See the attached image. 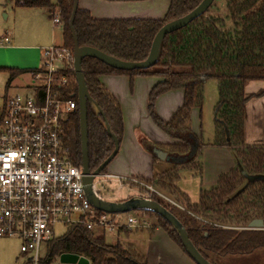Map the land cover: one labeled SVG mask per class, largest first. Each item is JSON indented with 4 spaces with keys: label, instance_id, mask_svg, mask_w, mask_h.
<instances>
[{
    "label": "trees",
    "instance_id": "16d2710c",
    "mask_svg": "<svg viewBox=\"0 0 264 264\" xmlns=\"http://www.w3.org/2000/svg\"><path fill=\"white\" fill-rule=\"evenodd\" d=\"M16 7L45 8L49 14L57 11L63 23L64 44L73 49L69 20L73 0H13ZM202 0H171L163 19L94 18L89 10L78 6L74 28L81 46H92L128 61L147 58L158 30L168 21L182 17L196 8ZM215 2V1H214ZM214 2L201 16L185 27L168 34L161 45L160 58L147 69L120 70L93 57H85L82 69L90 95L102 110L99 115L88 107L89 163L94 171L111 154L114 141L106 131L107 122L119 143L124 133V119L117 97L101 82L105 74H124L160 77L149 94V113L164 131L178 137L183 143L167 146L172 158L191 154L178 162L176 169H196L201 177L203 164L194 162L203 143L191 129V110H202L205 78L218 82L219 101L214 109L215 137L213 145L234 148L237 164L219 175L216 184L201 190L199 200L192 202L189 195L175 183L178 171L168 172L152 184L156 189L179 203L184 209L154 196L185 226L190 239L211 261L212 258L249 255L264 249V229H249L253 219L264 221V146L245 145V105L249 99L246 88L250 83L264 81V0H225L226 12H212ZM10 81L21 71L5 68ZM183 89L184 102L170 121H164L156 111L157 98L170 90ZM63 96L78 102V85L75 81L61 90ZM264 90L257 94L262 95ZM65 143L71 158L82 165L79 106L71 111L64 123ZM191 136V138H189ZM152 151L155 145L141 139ZM157 148H159L157 146ZM195 148V151H194ZM242 149V150H240ZM194 151V152H193ZM155 160H159L154 154ZM193 164V167L189 166ZM106 169V167H105ZM105 169L102 173H105ZM260 176V177H259ZM259 177V178H250ZM160 226L187 254L174 228L160 215ZM132 234L127 229L119 233ZM118 233V234H119ZM47 257L40 264H52L63 253L84 256L91 264H150L146 255L119 241L107 243L104 236L82 227H70L67 232L52 239Z\"/></svg>",
    "mask_w": 264,
    "mask_h": 264
},
{
    "label": "built area",
    "instance_id": "2783aa9c",
    "mask_svg": "<svg viewBox=\"0 0 264 264\" xmlns=\"http://www.w3.org/2000/svg\"><path fill=\"white\" fill-rule=\"evenodd\" d=\"M53 27L62 25L60 14H50ZM13 33L0 36V46L12 44ZM74 51L63 44L42 48V62L27 72L22 91L6 95L0 117V238H16L31 264H40L41 247L49 245L58 226L119 233L136 229L137 219L124 222L100 210L89 200L83 167L74 163L65 143L64 123L78 102L61 90L75 80ZM97 112V109L93 107ZM100 182H117V192L102 194ZM93 192L100 198L122 201L132 196H157L184 209L179 203L135 176H93ZM111 191V189H110ZM134 192V193H133ZM145 216V212H143Z\"/></svg>",
    "mask_w": 264,
    "mask_h": 264
},
{
    "label": "crops",
    "instance_id": "0c3cea01",
    "mask_svg": "<svg viewBox=\"0 0 264 264\" xmlns=\"http://www.w3.org/2000/svg\"><path fill=\"white\" fill-rule=\"evenodd\" d=\"M170 3L171 0H79V7L89 10L94 18L99 19H163L169 9ZM30 9H42L41 11L44 9L46 15L50 18V14L45 8L34 7ZM33 11L36 12V10ZM44 11L42 12L43 14ZM54 28L60 29L61 39L58 41L55 32L45 30L41 34L42 44L64 43L63 24ZM13 42L14 35L12 44ZM39 56L40 53L38 59ZM100 79L119 100L124 119V133L119 143V150L106 167L105 174L135 176L144 182L149 181L150 183H153L168 172H173V170H177L178 174H181L184 168L179 166L176 169L175 165L174 168L169 169L166 159L159 158V160H155L153 149L152 151L148 150L141 140L145 138L147 143L155 145V147L158 146L165 152H167V146L183 143L181 139L173 137L159 127L149 113L150 91L162 79L152 75H138L131 81V78L124 74H105ZM261 90H264V81L250 83L246 88V93L249 95V99L245 105L244 141L246 146H264V93L262 95L257 94ZM183 102L184 90L173 89L161 94L157 98L156 111L162 120L170 121L175 112L182 107ZM202 111L203 108L201 110L195 107L191 110L190 114L192 132L203 143L194 162L199 161L200 156L203 157V161H201L203 173L200 177V185L211 188L216 184L220 174L235 167L236 160L230 152L234 150L233 147L215 146L213 145L214 138L212 141H207V143L203 142ZM177 159L179 161L175 162L176 164L183 161L181 156H177L175 160ZM158 229L161 228L157 227L154 233ZM175 245L177 246V243ZM178 246L176 249L182 258V264H196L188 255L189 258H187L183 254L185 252Z\"/></svg>",
    "mask_w": 264,
    "mask_h": 264
},
{
    "label": "rangeland",
    "instance_id": "374dc122",
    "mask_svg": "<svg viewBox=\"0 0 264 264\" xmlns=\"http://www.w3.org/2000/svg\"><path fill=\"white\" fill-rule=\"evenodd\" d=\"M219 9V13L221 14L226 12L225 0H215L212 12H216ZM33 10H36V12ZM41 10L42 9L16 7L13 0H0V36H3L7 32H12L14 35V42L12 45L0 46V117L3 113V100L5 96L22 91L21 87L29 80L27 72L41 65L42 48L49 47L52 44H42V32L45 30L48 32H55L58 41L61 39L60 29H55L51 18L46 15L44 9V14ZM39 53L40 56L38 59ZM5 68H15L21 71V73L10 81V74ZM203 97L202 139L203 142L207 143V141L213 140L215 133L214 109L219 101V89L216 79L209 77L205 79ZM189 138H191V136H189ZM230 152L237 164L235 151L233 150ZM190 157L191 154H188L187 157L184 156L183 160ZM167 161L168 168L172 169L176 164L175 162L179 160H175V158L171 156ZM199 161H203V157L200 156ZM189 167L192 168L193 164ZM180 171L182 170L180 169ZM200 181L201 179L196 169H188L187 166L184 167L182 173L179 174L175 183L183 192L187 193L190 200L194 202L199 199L201 190L209 189L206 186H201ZM98 186L102 187V194H108L110 197L116 193L126 197L130 193L127 188H124L121 192H117V182L104 183L98 180ZM130 215L137 219L138 224L146 225L132 229L133 233L129 235L123 232L119 234L104 233L101 230H95L94 235L104 236L106 242L110 244L119 241L126 247H133L140 254L146 255L150 264L183 263L181 256L177 253L176 248L178 245H175L176 243L172 241L169 234L160 226L155 214L145 212L144 216L143 211L137 209L112 213L115 219L122 222H125ZM157 227L161 229H158V231L154 233ZM55 231L56 236L60 237L67 232V227L61 225L58 226ZM48 250V244L44 243L41 247L42 259L47 257ZM183 254H185V256L188 255L186 253ZM188 256L187 258L190 257ZM27 257L26 254L21 252L20 241L18 239L0 238V264H31V262L27 261ZM212 261L216 264H264V249L257 250L249 255L212 258ZM52 264H61L59 257H56Z\"/></svg>",
    "mask_w": 264,
    "mask_h": 264
},
{
    "label": "water",
    "instance_id": "95a60500",
    "mask_svg": "<svg viewBox=\"0 0 264 264\" xmlns=\"http://www.w3.org/2000/svg\"><path fill=\"white\" fill-rule=\"evenodd\" d=\"M215 0H202L201 3L194 8L192 11L187 13L186 15L179 17L177 19L166 22L156 33L150 52L146 59L141 61H128L123 60L118 57L109 55L98 48L92 46H81L79 44L78 36L74 28L75 16L77 13V9L79 6V0H73V9L71 13V17L69 20V27L72 33L73 38V51H74V74L75 80L78 85V106L80 112V134H81V146H82V167L83 172L85 173L84 177V185L86 194L97 208L100 210L109 212V213H117V212H125L130 210H141L151 211L162 218H164L177 232L180 237L181 243L186 250L187 254L191 257V259L196 264H213L211 261L206 259L201 252L194 245L192 240L190 239L189 233L182 222L162 203L157 201L156 199H148L143 196H132L126 200L122 201H111L105 200L98 197L92 189L93 176L99 175L102 171L109 165V163L113 160L119 150V140L117 136L113 133L110 125L106 122L105 128L109 136L114 141V149L111 154L100 164L98 168L94 171H91L90 163H89V140H88V107H95L97 109V113L99 115H103L102 110L99 108L98 104L94 101L90 92L88 90L85 75L82 69V62L85 57H93L104 64L120 70H135V69H147L154 66L160 58L161 53V45L164 38L174 32L177 31L190 22L204 14L212 5ZM201 79L205 81V75L201 76ZM154 153L160 159H170L171 156L162 149L155 147L153 149ZM260 177V176H259ZM259 177H250L252 179ZM264 179V176H261ZM249 229H264V221L263 219H253L249 222ZM59 260L61 264H91L90 260L84 256H80L74 253H63L59 256Z\"/></svg>",
    "mask_w": 264,
    "mask_h": 264
}]
</instances>
